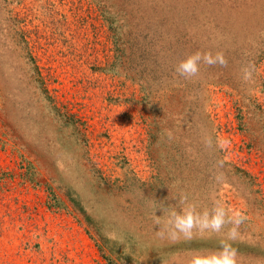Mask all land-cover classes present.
Segmentation results:
<instances>
[{"label": "rangeland", "instance_id": "rangeland-1", "mask_svg": "<svg viewBox=\"0 0 264 264\" xmlns=\"http://www.w3.org/2000/svg\"><path fill=\"white\" fill-rule=\"evenodd\" d=\"M184 196L264 264V0H0V264H190Z\"/></svg>", "mask_w": 264, "mask_h": 264}, {"label": "clouds", "instance_id": "clouds-1", "mask_svg": "<svg viewBox=\"0 0 264 264\" xmlns=\"http://www.w3.org/2000/svg\"><path fill=\"white\" fill-rule=\"evenodd\" d=\"M201 61L209 65L217 62L220 64L226 63L221 52H217L215 57L211 53L201 54L200 52H196L181 61L176 71L185 78H191L198 74ZM247 78L248 74L246 72L245 79ZM168 138H172L171 133H168ZM181 204L184 206L179 211L174 208L169 209L163 222L161 221V217L165 215L164 209L157 208L162 210L163 213L162 215H157L154 220V223L159 228L157 235L169 238L183 235L186 238H191L193 229L199 231L211 230L212 232L219 233L226 223L232 224L234 226L226 234V240L221 242L220 250L208 255H196L192 258L190 264H236V250L228 241L236 239L238 228L246 219L243 213L232 211L231 215H229V210L219 203L211 212H199L195 204L187 203L186 196L182 197Z\"/></svg>", "mask_w": 264, "mask_h": 264}, {"label": "trees", "instance_id": "trees-1", "mask_svg": "<svg viewBox=\"0 0 264 264\" xmlns=\"http://www.w3.org/2000/svg\"><path fill=\"white\" fill-rule=\"evenodd\" d=\"M194 7L197 8L196 4H190V5H189V9L191 8L193 11L195 10ZM184 11H185V10H184ZM184 14H185V13H184ZM184 14H183V15H184ZM194 14H195V12L192 13V15H194Z\"/></svg>", "mask_w": 264, "mask_h": 264}]
</instances>
